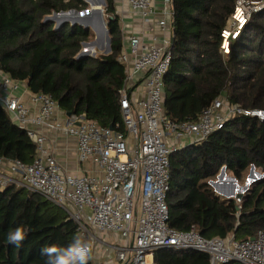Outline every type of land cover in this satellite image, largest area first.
Here are the masks:
<instances>
[{
  "label": "trees",
  "instance_id": "16d2710c",
  "mask_svg": "<svg viewBox=\"0 0 264 264\" xmlns=\"http://www.w3.org/2000/svg\"><path fill=\"white\" fill-rule=\"evenodd\" d=\"M106 3L112 51L78 60L92 32L70 24L56 30L45 18L85 10L83 0H0V72L27 84L32 93L51 95L66 114H85L103 127L122 122V33L115 0ZM235 6L236 0L172 1V62L164 80L165 114L171 121L195 122L220 97L244 110L264 111V11L253 15L225 55L221 34ZM35 153L26 131L0 106V158L30 164ZM170 161V228H194L209 240L234 235L236 241L254 238L264 229V179L243 198L241 209L207 184L223 167L240 181L251 166L264 172V123L234 117L203 142L172 154ZM16 227L24 230L19 246L6 239ZM77 240L86 243L61 208L25 188H0V264H47L43 248L66 254ZM91 257L87 264H93ZM154 262L209 264L203 253L173 249L156 250Z\"/></svg>",
  "mask_w": 264,
  "mask_h": 264
},
{
  "label": "built area",
  "instance_id": "2783aa9c",
  "mask_svg": "<svg viewBox=\"0 0 264 264\" xmlns=\"http://www.w3.org/2000/svg\"><path fill=\"white\" fill-rule=\"evenodd\" d=\"M172 1L127 0L132 12L149 26L160 2L164 14L158 26L164 37L159 45L147 46L137 35L127 39L122 35L118 56L126 74L119 91L122 122L112 128L88 120L85 114L59 118L58 103L44 93L31 95L37 109L34 112L14 94L20 82L0 72V106L26 131L36 149L30 164L0 158V166L9 170L0 187L25 188L61 208L85 239L88 257L104 244L116 252L119 264H155L154 252L159 249L200 252L208 256L209 264H264V229L254 240L236 241L234 235L209 240L194 228L180 232L169 227L172 154L203 142L234 117L256 118L264 123V111L244 110L225 97L216 99L195 122L175 123L166 116L164 80L173 46V19L168 22L166 16H173ZM262 11L264 0H236L235 11L221 34L225 55L230 52L231 41L253 15ZM139 78L143 79L142 96L132 91ZM47 134L75 139L79 163L96 173L67 174L48 151ZM177 139H188L190 144L173 143ZM222 169L207 184L218 197L235 200L241 209L243 198L264 179V172L251 166L240 181L227 170L222 179ZM108 235L118 236L122 242L106 243L102 236Z\"/></svg>",
  "mask_w": 264,
  "mask_h": 264
},
{
  "label": "crops",
  "instance_id": "0c3cea01",
  "mask_svg": "<svg viewBox=\"0 0 264 264\" xmlns=\"http://www.w3.org/2000/svg\"><path fill=\"white\" fill-rule=\"evenodd\" d=\"M158 9L157 13L152 19V23L149 25H145L141 18L135 15L131 8L129 7L127 0H115V9L116 15H118L119 20V28L122 32L123 37L126 39L130 36H139L142 38V42L144 45H159L162 42V38L164 34L161 29H159L158 23L160 20L163 19L164 8L163 5L158 2ZM106 6L104 7L106 10ZM167 21L170 22L173 19V16H166ZM106 19V18H105ZM92 32V31H91ZM102 33V32H101ZM104 34V31L103 33ZM94 35V34H93ZM122 37V38H123ZM128 47V44H127ZM103 54L102 52H96V54ZM104 55V54H103ZM125 68V67H124ZM126 75V74H125ZM143 79H137L136 85H132V91L137 96H142L144 94L143 88ZM21 101L32 108L35 112L37 109L32 104L31 95L33 94L27 84L20 82L19 89L14 93ZM58 117L65 120L67 114L64 113L61 109H59L57 113ZM112 127V126H111ZM47 149L48 151L55 157L58 163L64 168L67 174L71 175H78V174H95L96 171L93 168L88 167L86 165L80 164L77 158V151H76V140L73 138H66L62 135L58 134H47ZM185 144L189 145L190 140L183 139V140H174L173 143ZM90 169V170H89ZM92 171V172H91ZM9 170L8 168L0 166V181L3 176H8ZM1 188V187H0ZM5 188H1L4 190ZM106 243L110 244H119L122 242L118 236L108 235L102 236ZM91 259L93 260V264H119L116 256V252L111 248L107 247L104 244L98 246L97 250L93 253ZM154 260V257H153ZM155 263V262H154Z\"/></svg>",
  "mask_w": 264,
  "mask_h": 264
},
{
  "label": "water",
  "instance_id": "95a60500",
  "mask_svg": "<svg viewBox=\"0 0 264 264\" xmlns=\"http://www.w3.org/2000/svg\"><path fill=\"white\" fill-rule=\"evenodd\" d=\"M88 8L82 11L70 10L67 12L53 13L52 16L46 17L45 22H51L55 24V29L58 30L64 24H70L72 27L78 26L85 30H90L95 36V39L91 42L82 43V51L78 56V60L84 58L96 57V49L102 52L104 55H109L112 51V41L110 32L107 28V22L105 19L106 0H83ZM104 31V34L101 33ZM92 50L94 53L92 54ZM70 116V114H68ZM112 128V127H111ZM225 170L222 169L221 178L225 175ZM239 194V198H241ZM254 240V238H251Z\"/></svg>",
  "mask_w": 264,
  "mask_h": 264
},
{
  "label": "clouds",
  "instance_id": "9594fccd",
  "mask_svg": "<svg viewBox=\"0 0 264 264\" xmlns=\"http://www.w3.org/2000/svg\"><path fill=\"white\" fill-rule=\"evenodd\" d=\"M7 241L15 246H19L24 240V230L22 227H16L14 230L8 232ZM57 252L54 247H45L41 250L42 255L49 257L47 264H70L71 261L78 260L79 264H87L88 246L81 245L77 240L73 246L66 250V254L53 255Z\"/></svg>",
  "mask_w": 264,
  "mask_h": 264
},
{
  "label": "rangeland",
  "instance_id": "374dc122",
  "mask_svg": "<svg viewBox=\"0 0 264 264\" xmlns=\"http://www.w3.org/2000/svg\"><path fill=\"white\" fill-rule=\"evenodd\" d=\"M251 1H254V0H251ZM105 9V8H104ZM53 15V14H52ZM51 15V16H52ZM105 18L107 19V15H106V13H105ZM101 32H103V31H101ZM95 39V36L93 35V33H92V38H91V40L89 41V42H91V41H93ZM82 49H83V47H82ZM96 51H98V50H96ZM94 53V50H92V54ZM101 55V54H100ZM1 186V185H0ZM16 188L17 189H21V187H19V186H16Z\"/></svg>",
  "mask_w": 264,
  "mask_h": 264
},
{
  "label": "bare ground",
  "instance_id": "6f19581e",
  "mask_svg": "<svg viewBox=\"0 0 264 264\" xmlns=\"http://www.w3.org/2000/svg\"><path fill=\"white\" fill-rule=\"evenodd\" d=\"M102 31V30H101ZM97 50V49H96ZM96 52H99V51H96ZM224 178V177H223ZM222 181V180H221ZM238 193H240V191H237ZM237 193V194H238ZM236 193L233 194V197L235 196Z\"/></svg>",
  "mask_w": 264,
  "mask_h": 264
}]
</instances>
